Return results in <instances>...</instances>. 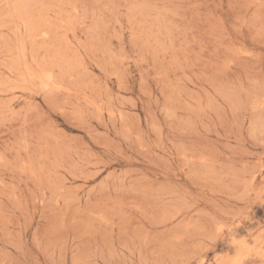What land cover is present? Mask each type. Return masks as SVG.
<instances>
[{"label":"rangeland","instance_id":"374dc122","mask_svg":"<svg viewBox=\"0 0 264 264\" xmlns=\"http://www.w3.org/2000/svg\"><path fill=\"white\" fill-rule=\"evenodd\" d=\"M240 251L264 264V0H0V264Z\"/></svg>","mask_w":264,"mask_h":264},{"label":"clouds","instance_id":"9594fccd","mask_svg":"<svg viewBox=\"0 0 264 264\" xmlns=\"http://www.w3.org/2000/svg\"><path fill=\"white\" fill-rule=\"evenodd\" d=\"M235 226H229L224 224L223 222H218L215 226V233L217 236L222 235L227 229L229 232L232 231V228ZM243 247H247V245H243ZM246 259V255L243 251L238 252L237 256L234 258L233 264H243V261ZM203 264V261L201 262Z\"/></svg>","mask_w":264,"mask_h":264}]
</instances>
